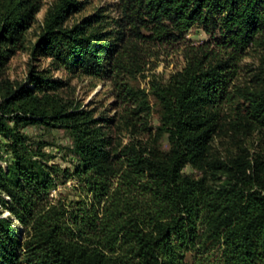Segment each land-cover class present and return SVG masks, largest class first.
Listing matches in <instances>:
<instances>
[{"label": "trees", "instance_id": "1", "mask_svg": "<svg viewBox=\"0 0 264 264\" xmlns=\"http://www.w3.org/2000/svg\"><path fill=\"white\" fill-rule=\"evenodd\" d=\"M114 8L110 22L99 13L67 27L84 5L58 0L33 51L57 69L120 85L131 105L111 132L57 94L64 83L49 69L34 67L24 82L3 75L39 4L0 0V264H210L215 249L220 264H264V0H117ZM195 28L209 41L185 48L180 71L152 79L149 92L118 83L148 71L147 47L181 44ZM250 52L261 64L242 87L235 82ZM150 95L161 108L155 134ZM226 125L236 149L221 155L214 143ZM28 127L64 131L73 169L50 165ZM245 137L259 147L240 144ZM69 180L88 201L51 199Z\"/></svg>", "mask_w": 264, "mask_h": 264}, {"label": "rangeland", "instance_id": "2", "mask_svg": "<svg viewBox=\"0 0 264 264\" xmlns=\"http://www.w3.org/2000/svg\"><path fill=\"white\" fill-rule=\"evenodd\" d=\"M83 2L84 9L75 13L66 22L65 26L72 25L82 21L88 16L103 14L107 21L117 17L114 5L117 0H78ZM58 3V0H38L39 10L35 15L30 27L25 32L24 40L8 59L6 65L1 72L5 77L17 82H24L30 71L35 67L39 70L49 69L54 79L63 81L64 86L57 94L66 101H73L86 109L94 111L95 117L102 119L104 125L110 127V131H116V127L120 124V117L125 114L126 109L130 108L131 103L123 102L122 96H119L120 85H117L113 79H102L96 77L85 76L80 72H74L65 68L57 69L50 59L42 56H34V47L36 46L40 35L43 31L44 22L50 9ZM209 41V37L201 29H193L187 35L186 40L181 44L147 47V66L144 75L122 76L118 83H128L135 90H146L149 92V82L152 79L167 80L170 75L180 71L185 65V53L187 46L197 47L200 44ZM261 61L257 52H250L241 61L240 76L235 82L237 85L245 87L252 85L253 76L258 73ZM0 72V73H1ZM144 76H147L144 78ZM149 102L152 107V115L150 119V127L153 128V134L159 126L161 117V108L154 97L150 95ZM224 117L226 123H229L231 115L230 106L224 107ZM225 118V119H224ZM34 142H41L43 151L53 156L50 165L60 166L62 169H73L75 157L71 152L72 143L68 135L64 131L58 129H45L42 127H28L24 130ZM118 132V131H117ZM116 132V133H117ZM114 134V133H113ZM118 135V134H117ZM135 135V134H134ZM137 134V139H146V137ZM232 130L228 125L215 138L214 150L219 154H227L233 152L235 148V139L232 136ZM244 135V134H243ZM120 137L124 138L125 143L130 141L131 133L121 130ZM133 136V135H132ZM243 137V136H242ZM240 137V139H242ZM239 138V137H238ZM251 138L245 137L240 144L248 146L254 150L259 147L252 145ZM163 149H167L166 138L161 142ZM184 173L187 175L194 174L191 168H186ZM197 175V174H196ZM198 176V175H197ZM54 202L61 201L69 204L71 201H88V197L79 186L77 181L69 180L65 184H61L57 190L51 194ZM8 215V213H6ZM221 252L215 249L210 258V264H220Z\"/></svg>", "mask_w": 264, "mask_h": 264}]
</instances>
